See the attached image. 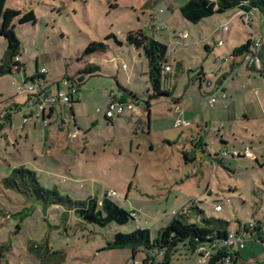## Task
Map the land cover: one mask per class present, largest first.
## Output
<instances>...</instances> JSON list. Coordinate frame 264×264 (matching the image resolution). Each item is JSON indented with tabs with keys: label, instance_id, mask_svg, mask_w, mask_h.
Wrapping results in <instances>:
<instances>
[{
	"label": "rangeland",
	"instance_id": "rangeland-1",
	"mask_svg": "<svg viewBox=\"0 0 264 264\" xmlns=\"http://www.w3.org/2000/svg\"><path fill=\"white\" fill-rule=\"evenodd\" d=\"M184 2L6 0L5 7L21 15L31 10L35 21L14 22L23 67L0 77V124L12 115L11 124L0 130V244L5 248L0 264H144L141 247L107 249L106 244L115 233L136 229H148L154 239L174 219L203 225V217L213 218L226 222L232 234L258 224L264 236V77L245 68L246 53L231 57L247 37L264 40V16L255 10L246 26L233 8L191 23L179 12ZM220 18L229 28L225 34L215 32ZM138 29L174 49L166 57L171 70L162 82L169 96L151 97L147 60L125 42L126 34ZM110 33L121 45L105 39ZM179 33H186L183 40ZM91 41L104 43L105 51L84 55ZM5 48L0 36V59ZM91 63L99 65L97 75L81 72ZM42 68L47 72L43 88L52 97L68 95L72 84L78 89L72 103L54 105L47 127L34 119L24 124L25 85ZM124 90L134 92L137 106L105 119L110 92ZM211 94L213 105L206 101ZM203 135L206 146L198 140ZM246 147L250 158L219 154ZM20 166L62 196L107 197L133 219L100 227L62 205L44 206L4 187L1 180ZM168 264L205 262L185 239ZM236 264H264L256 230L248 231Z\"/></svg>",
	"mask_w": 264,
	"mask_h": 264
},
{
	"label": "trees",
	"instance_id": "trees-1",
	"mask_svg": "<svg viewBox=\"0 0 264 264\" xmlns=\"http://www.w3.org/2000/svg\"><path fill=\"white\" fill-rule=\"evenodd\" d=\"M5 4L6 0H0V36L6 41L5 51L0 59V77L12 73L14 68L18 71L23 67L20 61H15V58L21 54V47L14 33V22L17 21L23 24L35 21V16L31 10L21 15L19 11L6 8ZM233 8L239 9L242 20L244 14H251L252 12L254 14L255 10H258L264 16V0H186L179 7V12L184 20L198 23L213 14H222ZM110 38H113L117 45H121V41H118L111 33L105 37V39ZM256 40L261 41V39L256 38L247 39L245 44L233 49L232 56L246 53L244 59L248 58L252 54L250 50L252 41ZM125 42L128 45L141 49L147 60L148 70L146 77L152 89L151 97L157 98L160 95L169 96L170 92L161 89L163 79L166 76V74H162V71L164 66L167 65V45L151 39L140 29L128 32L125 36ZM262 47L263 43L257 56L259 66L260 64L262 65L261 69L256 70L254 64L249 67L264 77V60L263 62L260 61L264 57L261 53ZM105 49L106 45L104 43L91 41L86 45L83 54L91 55L104 52ZM98 71V66L89 64L81 72L91 76ZM130 95L135 97L132 93ZM72 102L73 100L70 101V103ZM147 105L149 107L148 102ZM10 117L11 114L7 113L4 116V120L10 119ZM4 127V124H0V130ZM185 156L189 159L187 155ZM1 183L6 188L16 189L20 193L34 197L44 206L62 205L72 211L79 219L89 224H95L100 227H105L111 223L124 225L130 219H133L131 213L107 197L101 200H97L96 198L73 200L67 196H62L55 187L45 188L39 183L36 172L27 170L23 166L13 169L10 175L1 180ZM218 221L213 218L203 217V225H195L187 223L184 220L174 219L168 228L158 231V235L154 239L151 238L148 229H136L130 233L117 232L113 235L112 241L106 244V248L141 247L146 255L144 264H149V260L153 261V257L157 253L162 254L159 264H168L177 244L188 239L189 246L196 253L199 247H203L209 252L204 261L205 264H236L240 251L245 248V241L249 230L251 232L256 230L257 240L264 247V236H262L258 224L245 226L242 231L233 233L244 239L243 247L239 248L237 246L233 247L228 243L227 239L229 234L232 233H229L225 228L226 222ZM4 250V245L0 244V256ZM197 254L200 258L204 255L203 253Z\"/></svg>",
	"mask_w": 264,
	"mask_h": 264
},
{
	"label": "built area",
	"instance_id": "built-area-1",
	"mask_svg": "<svg viewBox=\"0 0 264 264\" xmlns=\"http://www.w3.org/2000/svg\"><path fill=\"white\" fill-rule=\"evenodd\" d=\"M253 12L250 14H244L242 23L246 26H249L251 23ZM217 28L215 32L217 34H225L228 32L229 28L228 25L223 21V19H219L217 22ZM186 36V33H179L178 37L179 39L183 40ZM218 46H221L223 42L221 40L217 41L216 43ZM262 42L260 40L252 41V45L250 46V50L252 54L247 58H245L242 61V64H247V65H252L255 63H258L257 56L259 54V51L261 49ZM174 50V49H173ZM172 49L170 51L167 50V56L172 54L174 51ZM20 57H16L15 61H19ZM171 70L169 65H165L162 71V74H167ZM46 70L45 69H40L37 70V75L31 80V84H26L25 85V92L28 94V99H27V117L24 119V124L28 122L29 119H34L39 123H42L44 126L49 124V119L45 116L47 113L54 108L55 104L58 105H65L66 103H70V101L73 99V97L76 95L78 89L74 87L72 84L69 87V94L65 95L63 93L58 92L55 97H52L50 92L48 90H45L43 88V84L45 83V75H46ZM207 85H210V82H207ZM218 89V88H216ZM121 94L117 93L114 94L113 92H110L108 99H107V105L106 108L103 111L104 117L106 119H112L114 116L121 115L124 111V107L127 106L129 109H133L137 106V102L135 101H130L126 102L124 100H121ZM206 101L210 104L213 105L215 103V100L213 98V94L208 95L206 97ZM97 112H101V110H97ZM26 122V123H25ZM0 123L2 121L0 120ZM180 124V122H178ZM221 126V125H220ZM76 132H74L75 135ZM71 136V133H70ZM76 136V135H75ZM221 136V134L217 135ZM220 155L226 156L230 155L231 157H239L243 156L244 158H250L252 156V153L250 151V148L246 147L243 149V151L239 150H231V151H226L225 149H221L219 152ZM114 192L108 193L110 196H114ZM221 206L217 205L215 206V211H220ZM228 243L233 246V247H239L242 248L244 245V239L236 234H229V237L227 239ZM197 253H203L204 255L202 256V261L204 262L207 255L208 251L205 250L203 247H199L197 250ZM162 254L157 253L156 256L153 257V261H148L149 264H159L161 261ZM228 262V260H226Z\"/></svg>",
	"mask_w": 264,
	"mask_h": 264
},
{
	"label": "crops",
	"instance_id": "crops-1",
	"mask_svg": "<svg viewBox=\"0 0 264 264\" xmlns=\"http://www.w3.org/2000/svg\"><path fill=\"white\" fill-rule=\"evenodd\" d=\"M186 1V0H185ZM165 28V27H164ZM154 39V38H153ZM247 39H250L249 37H247ZM154 40H156V41H158V42H160V43H162V44H164L163 42H161V41H159V40H157V39H154ZM261 42L263 43V47H262V50H261V53L264 55V40H261ZM168 56H170V55H168ZM231 57H233V60H235L234 59V57L235 56H231ZM263 60H264V57H263V59H260V61L261 62H263ZM20 62H21V60H20ZM234 63H233V66H237V67H239V64H237L235 61H233ZM92 64V63H91ZM93 65H96V64H94L93 63ZM241 65V64H240ZM96 66H98L99 67V65H96ZM245 66V65H244ZM255 67V66H254ZM261 67H262V65L260 64V66L259 67H255L256 68V70H258V69H261ZM100 68V67H99ZM232 68H235V67H232ZM245 68L246 69H250V67L249 66H245ZM99 73V71L98 72H96L95 74H93V75H97ZM93 75H91V76H93ZM263 77V76H262ZM146 81H147V77H146ZM148 82V81H147ZM150 85V84H149ZM151 87V86H150ZM161 89L162 90H165V89H163L162 88V85H161ZM130 93H132V94H134V92L133 91H131V90H125V92L123 93L122 92V94H121V97L123 98V100H125L124 98H127V99H130L131 101L133 100L132 98H134L133 96H131L130 95ZM72 108V107H71ZM56 112H55V108H52V110H50V112L49 113H47L45 116L49 119V124H50V122H51V120L53 119V117H54V114H55ZM12 116V115H11ZM103 116H104V114H103ZM105 118V117H104ZM106 119V118H105ZM4 122L5 123H3L4 124V126H6L7 124H11V117H10V119H8V120H4ZM73 122L74 123H76L75 122V120H73ZM35 124V123H34ZM49 124L48 125H46L45 127H47V126H49ZM59 130H61V129H59ZM205 135H203V137L201 138V136H200V139H198L199 140V142L202 144V146L205 144ZM224 139V137L222 136V138H221V140H223ZM222 143L225 145V144H227V143H225V142H223L222 141ZM205 146H206V144H205ZM235 150V149H234ZM50 151V150H49ZM192 159V158H191Z\"/></svg>",
	"mask_w": 264,
	"mask_h": 264
}]
</instances>
